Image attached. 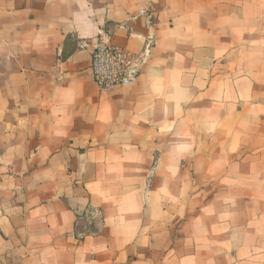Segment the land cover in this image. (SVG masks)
I'll return each instance as SVG.
<instances>
[{
	"label": "crops",
	"instance_id": "0c3cea01",
	"mask_svg": "<svg viewBox=\"0 0 264 264\" xmlns=\"http://www.w3.org/2000/svg\"><path fill=\"white\" fill-rule=\"evenodd\" d=\"M101 30L152 41L110 92L78 47ZM255 173L264 0H0V264H264Z\"/></svg>",
	"mask_w": 264,
	"mask_h": 264
},
{
	"label": "built area",
	"instance_id": "2783aa9c",
	"mask_svg": "<svg viewBox=\"0 0 264 264\" xmlns=\"http://www.w3.org/2000/svg\"><path fill=\"white\" fill-rule=\"evenodd\" d=\"M152 41L141 53H133L112 42L111 33L101 30L92 43L86 38L78 42L79 49L91 47L90 70L93 80L102 92H110L118 87L130 85L147 59Z\"/></svg>",
	"mask_w": 264,
	"mask_h": 264
},
{
	"label": "rangeland",
	"instance_id": "374dc122",
	"mask_svg": "<svg viewBox=\"0 0 264 264\" xmlns=\"http://www.w3.org/2000/svg\"><path fill=\"white\" fill-rule=\"evenodd\" d=\"M226 161V159H220V162H221V165L224 164V162ZM191 175H188V178H187V182L190 183L191 182ZM194 176V175H192ZM216 177L218 176H222L221 174L219 175H214ZM242 176L241 174H237L236 177H234V179L236 181H239L242 179ZM213 178V177H212ZM212 178L208 179V178H205V179H208L206 180L207 183H210ZM227 178H223L221 179L222 180H226ZM220 180V179H219ZM253 181H255V183H260V182H264V173L260 174V173H255L253 175V178H252ZM227 182H221L220 185H218V187H214L212 188L211 190H207L202 196H201V199L200 201L202 202L203 200H206L208 198H210V196L212 195V193H217V192H223V191H226V187L227 186ZM209 186H211V183L209 184ZM241 186H236V187H233L231 189H227L228 192H229V199L231 200H238L239 198H242L243 197V189L240 188ZM196 193L197 191L191 189V188H188L187 189V197L190 199L191 198V193ZM255 192V190H253V193ZM252 193V195H253ZM260 198V197H259ZM240 199L237 201L239 203ZM255 202H256V197L253 196L252 198V210H251V215H252V222H251V229H252V233L254 235V231H255V227L256 225L260 222L258 221L257 219V210H259L260 208H263L264 209V205H261L262 207H260L259 205H255ZM254 239V237H253Z\"/></svg>",
	"mask_w": 264,
	"mask_h": 264
}]
</instances>
